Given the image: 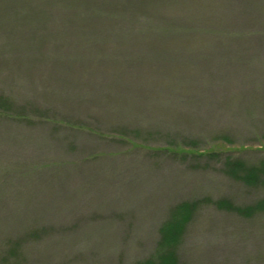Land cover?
<instances>
[{
	"label": "rangeland",
	"instance_id": "374dc122",
	"mask_svg": "<svg viewBox=\"0 0 264 264\" xmlns=\"http://www.w3.org/2000/svg\"><path fill=\"white\" fill-rule=\"evenodd\" d=\"M264 0H0V264H264Z\"/></svg>",
	"mask_w": 264,
	"mask_h": 264
},
{
	"label": "trees",
	"instance_id": "16d2710c",
	"mask_svg": "<svg viewBox=\"0 0 264 264\" xmlns=\"http://www.w3.org/2000/svg\"><path fill=\"white\" fill-rule=\"evenodd\" d=\"M227 165L239 174V179L245 183L260 184L264 188V161L257 165H247L245 162L234 159L228 160ZM201 202H183L174 207L168 219L162 224L159 230V241L156 246L153 258L137 264H180L178 248L183 239L186 226L191 220L194 212ZM214 204L221 209L236 213L242 217L264 212V198L247 206H235L228 200L221 199Z\"/></svg>",
	"mask_w": 264,
	"mask_h": 264
}]
</instances>
